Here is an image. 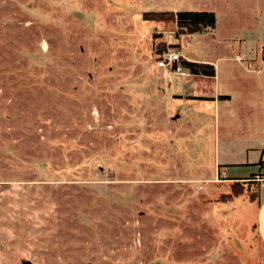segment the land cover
<instances>
[{"label": "rangeland", "instance_id": "1", "mask_svg": "<svg viewBox=\"0 0 264 264\" xmlns=\"http://www.w3.org/2000/svg\"><path fill=\"white\" fill-rule=\"evenodd\" d=\"M186 10L214 28L144 17ZM217 159L264 173V0H0V264H264L255 175Z\"/></svg>", "mask_w": 264, "mask_h": 264}, {"label": "trees", "instance_id": "2", "mask_svg": "<svg viewBox=\"0 0 264 264\" xmlns=\"http://www.w3.org/2000/svg\"><path fill=\"white\" fill-rule=\"evenodd\" d=\"M144 17L146 18H172L175 20L176 24V35H189L196 32L205 31L211 28H214L216 23V18L213 12L207 10H195V11H169V12H148L144 13ZM160 44H156V50L158 57L164 51L169 48H163L159 46ZM157 57V58H158ZM175 64L184 67L189 73L194 75L201 76H214L215 75V67L213 64L208 62H200V61H191L181 57ZM258 164L261 167H264V160H259ZM254 175L249 177V180H235L231 184L239 185V182H250L251 178ZM243 185V184H241ZM255 191L254 196L250 197V199H255L258 194V185L255 183ZM235 189V190H234ZM242 189L238 187H233V196H237L242 193ZM224 196V194H222ZM226 196V195H225ZM228 196V195H227ZM220 199V198H219Z\"/></svg>", "mask_w": 264, "mask_h": 264}, {"label": "crops", "instance_id": "3", "mask_svg": "<svg viewBox=\"0 0 264 264\" xmlns=\"http://www.w3.org/2000/svg\"><path fill=\"white\" fill-rule=\"evenodd\" d=\"M185 59H187V58H185ZM187 60H189V59H187ZM164 74L165 73H163V76H164ZM189 74H191V73L188 72V73H185V74L181 75V76H183L185 78V80H183L181 82L182 84H184L185 82L188 83L189 81H191V80H188V82H187V79L190 78ZM191 75H194V74H191ZM199 76H201V75H199ZM165 77H166V74H165ZM194 78L195 77H193L191 79H194ZM167 92L168 91L166 90V93ZM170 92H172V91H170ZM172 93H173L172 96L174 98H179V99L188 100V101L196 100L197 102L195 101V103H199L200 106H203L201 104L202 102H199L200 100L205 101V100L212 99V101L214 103H216V102H218V99L220 97V95H217V96L216 95L206 96L204 94H201L200 92L192 93L189 86H177V88L173 89ZM223 97H226V98L229 99V96H227V95H224ZM153 113H154V118H155L156 121H157V119L159 120L158 117L164 116L163 111H160V109H155ZM168 118H170V117H168ZM156 124H158V121L155 122L153 120H150V125L151 126L156 127L155 126ZM224 165H225L224 162H219V159H217L216 162H215V167L217 168V172H218V169H219V171H223V174H224V178L220 180L221 183L226 182V183L231 184L235 180H239V181L249 180V177L251 175H258V176L264 178V173H263V170H261V169L256 171V172H254V173H252L248 177L247 176L228 177L227 175H225L227 173L228 169H226V167ZM187 179L198 180V178H189L188 176H187ZM201 180L210 181L212 179L204 178V179H201ZM251 181H253V180H251ZM255 183H257V185H258L257 197L255 199H247L246 200L247 202L245 201L244 208L249 209L252 212L253 216H254V222H252V226H253L254 230L256 231L259 243L261 244V246L264 249V179L256 180ZM228 202L232 203V204L234 203V201H228ZM218 209L221 211L223 209V207L220 206V207H218ZM233 211H234V209L232 207L231 212H233ZM231 212H230V214H231ZM204 264H212V263L208 262V263H204Z\"/></svg>", "mask_w": 264, "mask_h": 264}, {"label": "built area", "instance_id": "4", "mask_svg": "<svg viewBox=\"0 0 264 264\" xmlns=\"http://www.w3.org/2000/svg\"><path fill=\"white\" fill-rule=\"evenodd\" d=\"M182 57L181 52L178 49H167L166 51L162 52L160 56L155 60V65L157 67H164L168 69H174L176 71H179L181 69V66L178 64H175L180 58ZM220 176L223 172L219 171ZM254 180H262L264 178L255 175L253 177Z\"/></svg>", "mask_w": 264, "mask_h": 264}, {"label": "flooded vegetation", "instance_id": "5", "mask_svg": "<svg viewBox=\"0 0 264 264\" xmlns=\"http://www.w3.org/2000/svg\"><path fill=\"white\" fill-rule=\"evenodd\" d=\"M18 263L19 264H32L29 259H27L26 257L24 256H18Z\"/></svg>", "mask_w": 264, "mask_h": 264}]
</instances>
